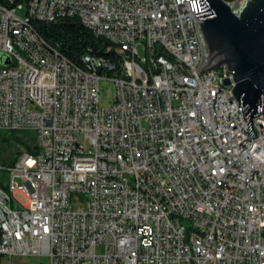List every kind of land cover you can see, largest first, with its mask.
Listing matches in <instances>:
<instances>
[{
  "label": "built area",
  "instance_id": "2783aa9c",
  "mask_svg": "<svg viewBox=\"0 0 264 264\" xmlns=\"http://www.w3.org/2000/svg\"><path fill=\"white\" fill-rule=\"evenodd\" d=\"M189 1L0 0V132L37 151L0 165V264H264V119L243 133L225 66H178L202 60ZM69 19L113 57L31 23Z\"/></svg>",
  "mask_w": 264,
  "mask_h": 264
},
{
  "label": "water",
  "instance_id": "95a60500",
  "mask_svg": "<svg viewBox=\"0 0 264 264\" xmlns=\"http://www.w3.org/2000/svg\"><path fill=\"white\" fill-rule=\"evenodd\" d=\"M197 24L202 60L197 75L178 65L189 77L225 66L233 84L232 98L238 103L247 128L243 133L255 138L251 118L264 119V0H190ZM9 62L6 60L4 65Z\"/></svg>",
  "mask_w": 264,
  "mask_h": 264
},
{
  "label": "trees",
  "instance_id": "16d2710c",
  "mask_svg": "<svg viewBox=\"0 0 264 264\" xmlns=\"http://www.w3.org/2000/svg\"><path fill=\"white\" fill-rule=\"evenodd\" d=\"M233 3L236 0H224ZM35 31L50 45L58 50L68 61L75 65L81 64V58L85 54L113 57L114 51L109 44L100 38H95L77 19L44 23L31 21ZM19 146V150L10 152L13 146ZM21 150V151H20ZM27 152L36 154L34 136L29 132H0V159L2 166L12 167L19 156ZM7 174L0 171V187L4 188Z\"/></svg>",
  "mask_w": 264,
  "mask_h": 264
},
{
  "label": "rangeland",
  "instance_id": "374dc122",
  "mask_svg": "<svg viewBox=\"0 0 264 264\" xmlns=\"http://www.w3.org/2000/svg\"><path fill=\"white\" fill-rule=\"evenodd\" d=\"M241 1L242 0H240V2ZM17 15L20 18H23V19H25V17H26L24 11H18ZM137 50H138V54L140 55V57H143L144 56V47L142 45H139ZM0 57H1V54H0ZM111 97H112V88L107 83L102 84L101 85V91H100V105H101V107H103V108L109 107L110 106ZM19 148L20 147L17 146V145L13 146L10 149V152H15L16 150H19ZM0 165H2L1 159H0ZM14 181H15V184L17 186H21V181L19 179H15ZM14 199L17 200L20 204H24L25 203V198L22 195H20V194H15L14 195ZM13 203L15 204L14 201H13ZM38 263L39 264H44V261H43V263H41L39 261L29 260V261H26V262H20V263H16V264H38Z\"/></svg>",
  "mask_w": 264,
  "mask_h": 264
}]
</instances>
